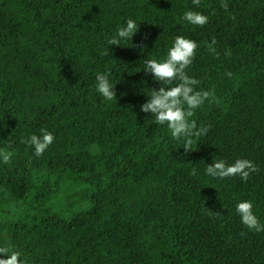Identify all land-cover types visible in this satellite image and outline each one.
<instances>
[{"label":"trees","instance_id":"obj_1","mask_svg":"<svg viewBox=\"0 0 264 264\" xmlns=\"http://www.w3.org/2000/svg\"><path fill=\"white\" fill-rule=\"evenodd\" d=\"M129 18L138 32L109 46ZM177 36L197 43L186 72L210 93L191 119L211 127L191 152L140 110L161 87L145 61L166 59ZM41 129L55 140L37 157L21 140ZM0 151L13 153L0 159V247L22 264H264V231L236 211L251 201L264 225V0H0ZM217 159L258 171L214 178ZM77 188L88 210L62 207Z\"/></svg>","mask_w":264,"mask_h":264},{"label":"clouds","instance_id":"obj_2","mask_svg":"<svg viewBox=\"0 0 264 264\" xmlns=\"http://www.w3.org/2000/svg\"><path fill=\"white\" fill-rule=\"evenodd\" d=\"M194 5L199 6L200 0H192ZM221 7L227 9V4L222 3ZM233 19L235 17H232ZM183 19L191 25L204 26L208 22V17L196 12L186 11ZM138 32V24L129 18L125 26L119 27L116 35L107 40L109 46H118L122 40L131 41ZM216 40L213 38L210 44L206 45L210 52L215 53L213 45ZM132 46V45H131ZM143 48L144 46L136 45ZM198 45L195 41L183 36H177L173 45L168 49L167 57L163 61L149 59L145 61L144 72L151 73L153 79L161 83L158 90L152 89L148 100L140 106L144 113H150L154 121L159 125H166L170 130L171 136L176 140H183L185 152H191V145L194 137L205 135L211 125L197 127L196 121L191 119L195 115V110L201 107L208 100V91L196 90L200 81L187 75L186 69L191 66L196 55ZM105 55L110 54L109 47L105 49ZM109 74L98 73L96 75V90L107 101H116L115 84L110 83ZM41 134H33L27 140H21L34 148V155L41 156L47 148L54 143V135L41 129ZM13 153L0 151V159L4 164H9ZM258 168L252 161L247 159H237L233 164L228 165L223 159H217L206 168V174L224 179L226 177L239 176L247 181L250 173L257 172ZM195 170H193V173ZM251 201H242L236 205V211L240 216L241 222L249 230L256 232L264 231V225L253 213ZM210 215L219 216V211L209 210ZM0 264H22L19 251H11L8 247H0Z\"/></svg>","mask_w":264,"mask_h":264},{"label":"rangeland","instance_id":"obj_3","mask_svg":"<svg viewBox=\"0 0 264 264\" xmlns=\"http://www.w3.org/2000/svg\"><path fill=\"white\" fill-rule=\"evenodd\" d=\"M86 194V191L77 189H72L70 191H65L61 194L60 199L62 202V207H67L68 210L73 209L77 211H85L91 207V204L88 202H80V198ZM70 207V208H69ZM14 205L10 204L5 211V215L9 216L13 212Z\"/></svg>","mask_w":264,"mask_h":264}]
</instances>
